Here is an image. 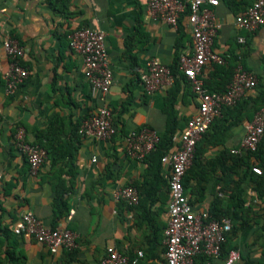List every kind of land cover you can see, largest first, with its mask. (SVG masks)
<instances>
[{
	"label": "crops",
	"instance_id": "obj_1",
	"mask_svg": "<svg viewBox=\"0 0 264 264\" xmlns=\"http://www.w3.org/2000/svg\"><path fill=\"white\" fill-rule=\"evenodd\" d=\"M148 1L72 0L70 10L78 14L64 17L55 12L48 0H0V264H100L109 248H117L131 256L143 250V264H166L164 231L169 218V190L153 204L148 202V211L142 207L132 209L125 200L118 198L119 191L126 186L137 187L135 182L143 183L147 169L145 158L135 159L128 153L126 135L144 127L160 134L167 124L164 107L168 87L148 93L140 73L152 58L172 65L181 37L178 28L153 19ZM240 1L229 4L228 0H221L215 8L222 24L215 48L228 57L227 63L234 65L235 70L241 65L254 73L258 83L243 97L242 110L221 116L224 125L237 122L225 131L228 136L223 144L208 147L202 157L205 163L224 150L240 146L247 125L264 109V104L261 105L264 25L253 32L239 28L235 17L245 10L244 3L238 4ZM138 15L143 17L149 40L142 47L134 41L133 54H137L138 64L133 67L126 43L136 30ZM183 25L186 36L181 52L190 54L193 41L187 19ZM83 26L106 33L114 73L113 85L106 95L91 90L82 55L68 45L66 34ZM239 37L246 41L240 42ZM8 38L24 46L26 52L22 62L30 70L27 80L13 94L7 92L4 78L11 62L3 46ZM212 67L209 65L205 69L204 82L209 78H221L218 74L212 75ZM178 88L175 107L180 127L176 133L185 129L199 106L196 95L185 81L181 80ZM131 96L132 101L127 102ZM100 106L113 110L118 132L107 140L82 137L76 152V190L70 196V211L57 223L75 234V244L52 253L31 236L17 235L13 227L27 211L34 212L47 225H54L53 177L59 159L56 154L49 155L39 171L32 173L27 158L15 145L14 135L22 125L27 138L34 142L52 123L54 137L66 142L74 126ZM219 128L216 127L218 132ZM251 162L253 166L259 165L254 156ZM238 171L241 173L229 172L232 180H240L242 168ZM163 173L168 178L164 163ZM62 176L68 185L70 176L66 173ZM223 176L224 172L217 167L210 178L202 173L192 180L196 185L200 181L206 186L204 198L200 200H195V195L187 191L196 210H210L215 191L222 187L221 184L216 186V181ZM151 186L155 187V181ZM247 192L244 204L246 207L253 205L258 219L247 225L234 240L242 253V259L236 264H264V246L254 242L255 233L264 225V199L257 196L250 184ZM196 264L202 262L196 261ZM210 264H226L225 256L212 259Z\"/></svg>",
	"mask_w": 264,
	"mask_h": 264
},
{
	"label": "built area",
	"instance_id": "obj_2",
	"mask_svg": "<svg viewBox=\"0 0 264 264\" xmlns=\"http://www.w3.org/2000/svg\"><path fill=\"white\" fill-rule=\"evenodd\" d=\"M221 0H149L148 9L155 20H162L175 28L179 27L181 16L187 12V20L193 41V51L182 54L180 70L189 79L198 99V111L187 122L185 129L175 133V147L162 157L167 166L169 180V218L165 228L164 243L166 264H196L198 256L218 258L221 256L226 234L232 228L230 219L212 218L209 211H199L190 201L185 191L184 177L195 158L197 144L211 127L214 120L222 115L225 106L236 105L247 91L258 83L257 76L239 65L227 91L210 92L204 82V71L209 65L225 64L227 57L215 48V40L222 28L215 8ZM239 28L253 32L264 25V0H252L243 12L235 17ZM70 48L80 53L85 65V76L91 90L106 95L114 82L112 60L107 48L106 33L90 26L72 30L68 34ZM245 42L244 37H239ZM4 49L11 58L10 66L4 74L7 92L15 93L27 80L30 70L22 62L25 48L19 41L8 38ZM141 81L148 93L171 86L175 76L169 65L157 58L148 61L140 73ZM115 116L109 106H100L96 112L84 118L79 132L82 136L96 139H111L117 132ZM264 136V109L256 113L247 125V132L240 146L231 150L234 154L256 151ZM160 140L159 133L150 127L131 130L125 137L128 153L142 160L151 153ZM17 149L29 162L32 173H37L48 157V152L40 143L27 138L24 126H18L14 135ZM96 161L97 158L93 157ZM252 170L261 174L263 167L254 165ZM140 191L133 185L126 186L118 193V198L130 205L140 201ZM17 235H28L45 244L52 253L62 247L75 244V234L67 228L49 226L34 212L27 211L14 224ZM143 250L134 256L117 248H109L100 264H143ZM242 259L239 248L231 249L225 258L226 264H236ZM202 264H210L206 261Z\"/></svg>",
	"mask_w": 264,
	"mask_h": 264
},
{
	"label": "trees",
	"instance_id": "obj_3",
	"mask_svg": "<svg viewBox=\"0 0 264 264\" xmlns=\"http://www.w3.org/2000/svg\"><path fill=\"white\" fill-rule=\"evenodd\" d=\"M51 7L55 10L56 13L61 14L64 17H73L76 16L77 12H72L70 10V5L72 0H48ZM228 3H237V0H228ZM243 8L246 9L249 5L252 4V0H241L238 4H243ZM187 19V12L184 13L179 22L178 30L181 37H179L176 44V56L172 65H169L174 76V83L168 87L167 96L165 99V112L167 114V124L166 129L163 133H160V140L157 144V147L145 157V162L147 163V169L145 174V180L143 183L135 182L140 191V201L137 205H130L125 203L130 208L142 207L145 211H148L147 203L150 202L153 204L162 196L164 193L169 190V180L164 176L163 173V162L162 157L175 147V142L173 137L180 127V121L178 119V113L176 110V102L179 94L178 84L181 80L185 81L191 88L189 79L186 77L185 73L180 70V59H181V47L184 45L183 38L186 36L185 28L183 21ZM69 32L66 34L68 36ZM130 41L126 43L129 57L132 59V66L135 67L138 64L137 54H133V49L136 46L134 41H137L141 44L140 47L147 45L148 43V34L144 29L143 17L140 15L137 16L136 30L130 35ZM68 45L69 40H68ZM227 57V56H226ZM264 60V57H263ZM228 62V57H227ZM225 64H213V73L212 75L218 74L220 79H205V85L210 92L223 93L227 91L229 84L232 82V79L235 74L234 65L228 63ZM195 95V93H194ZM132 101V96L127 99V102ZM242 100L239 101L236 105L225 106L222 109V117L227 114L235 113L236 111L242 110ZM264 104V92L261 95V105ZM115 116V115H114ZM217 117L212 123L208 131L203 135L202 139L197 144V150L193 163L184 177V187L187 191L195 195V200H200L204 198L206 191V186L202 183L196 185L192 182L200 174H207V178H210L213 172L217 167H220L224 172L222 179L216 181V186L221 184L218 190L215 191V198L212 202L209 214L212 218L223 219L228 218L231 221L232 228L226 234V241L223 244V249L221 256L224 255L227 257L231 249L238 248L234 243V240L241 234L245 227L253 222H257L258 216L255 214L253 205L245 206V200L247 199L248 192L247 186L251 185L252 190H254L257 196L260 199H264V136L262 141L259 143V146L256 151H248L243 154H234L231 151L224 150L219 154L215 159H211L206 163L203 160V156L207 151L209 146H214L218 144H223L225 139L228 136V133H225L229 129L230 125L233 124L232 121L228 125H224L222 117ZM115 125L116 116H115ZM79 121L73 129V132L70 138L65 142H60L54 137V129H52V124L44 131H41L38 134L37 140L34 142L40 143L48 152L49 155L56 154L58 164L53 177V186L55 190V198L53 202L54 208V225L57 226L59 220L67 215L70 211V196L76 190V177H77V168H76V152L80 146L82 140V134L79 132ZM217 126H220L219 132L216 129ZM118 128V127H117ZM212 129L214 130L213 132ZM117 134V133H116ZM115 134V135H116ZM254 156L259 165L263 167V172L261 174L255 173L252 170L251 157ZM242 168L243 174L240 175V180H232L230 178L229 172L236 171L240 174L241 171H238V168ZM211 172V173H210ZM63 173H66L70 176L69 184L67 185L63 179ZM205 178V177H204ZM203 178V179H204ZM205 180V179H204ZM152 181H155V187L151 186ZM203 181V180H202ZM62 182V183H61ZM157 196H153L156 195ZM162 193V194H161ZM264 225L255 233V244L264 246ZM166 250V247H165ZM145 253V252H144ZM213 258L206 256H198L196 261L206 262L211 261Z\"/></svg>",
	"mask_w": 264,
	"mask_h": 264
}]
</instances>
